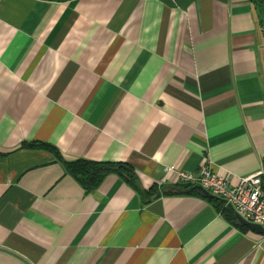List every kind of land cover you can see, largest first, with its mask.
I'll list each match as a JSON object with an SVG mask.
<instances>
[{
  "label": "crops",
  "instance_id": "1",
  "mask_svg": "<svg viewBox=\"0 0 264 264\" xmlns=\"http://www.w3.org/2000/svg\"><path fill=\"white\" fill-rule=\"evenodd\" d=\"M30 141L197 193L141 204L115 174L86 192ZM263 161L250 0H0V264H264V233L177 175L237 183Z\"/></svg>",
  "mask_w": 264,
  "mask_h": 264
},
{
  "label": "trees",
  "instance_id": "2",
  "mask_svg": "<svg viewBox=\"0 0 264 264\" xmlns=\"http://www.w3.org/2000/svg\"><path fill=\"white\" fill-rule=\"evenodd\" d=\"M49 1L63 2L69 0ZM250 1L259 19L260 25L264 26V0ZM21 146L28 149H43L49 151L57 161L63 164L67 173L70 174L86 192H91L96 189L107 175L115 174L137 192L141 204H147L160 196L180 193H197L196 190L190 191L188 186L182 184H176L173 186L154 184L151 188L144 189L139 183L134 168L127 163L93 161L82 158L67 161L62 158L60 152L54 145L40 141H30L23 143ZM262 188L264 190V179H262ZM207 198L229 221H232L237 226L243 228V226L235 220V213L231 208L224 205L222 200L213 196H207Z\"/></svg>",
  "mask_w": 264,
  "mask_h": 264
},
{
  "label": "built area",
  "instance_id": "3",
  "mask_svg": "<svg viewBox=\"0 0 264 264\" xmlns=\"http://www.w3.org/2000/svg\"><path fill=\"white\" fill-rule=\"evenodd\" d=\"M177 175L181 183L200 187L211 196L221 199L244 221L264 229L263 170L239 177L237 183L216 173L209 165L201 166L197 173L178 170Z\"/></svg>",
  "mask_w": 264,
  "mask_h": 264
},
{
  "label": "water",
  "instance_id": "4",
  "mask_svg": "<svg viewBox=\"0 0 264 264\" xmlns=\"http://www.w3.org/2000/svg\"><path fill=\"white\" fill-rule=\"evenodd\" d=\"M194 188V187H193ZM192 188V189H193ZM204 191V190H203ZM207 196H211V195H208L207 193H205ZM237 217V219H238V221L241 223V224H243V225H246V226H248V227H250V228H252V229H255V230H257V231H259V232H262V233H264V229L261 227V226H259V225H256V224H253V223H249V222H247V221H244L243 219H241L239 216H236Z\"/></svg>",
  "mask_w": 264,
  "mask_h": 264
},
{
  "label": "rangeland",
  "instance_id": "5",
  "mask_svg": "<svg viewBox=\"0 0 264 264\" xmlns=\"http://www.w3.org/2000/svg\"><path fill=\"white\" fill-rule=\"evenodd\" d=\"M261 27H262L263 38H264V26L261 25Z\"/></svg>",
  "mask_w": 264,
  "mask_h": 264
}]
</instances>
